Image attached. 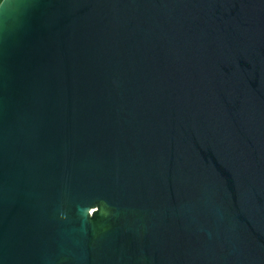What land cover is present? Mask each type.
I'll list each match as a JSON object with an SVG mask.
<instances>
[{
    "label": "water",
    "instance_id": "95a60500",
    "mask_svg": "<svg viewBox=\"0 0 264 264\" xmlns=\"http://www.w3.org/2000/svg\"><path fill=\"white\" fill-rule=\"evenodd\" d=\"M0 264H264V0H4Z\"/></svg>",
    "mask_w": 264,
    "mask_h": 264
},
{
    "label": "clouds",
    "instance_id": "9594fccd",
    "mask_svg": "<svg viewBox=\"0 0 264 264\" xmlns=\"http://www.w3.org/2000/svg\"><path fill=\"white\" fill-rule=\"evenodd\" d=\"M4 2V0H0V4H2Z\"/></svg>",
    "mask_w": 264,
    "mask_h": 264
}]
</instances>
